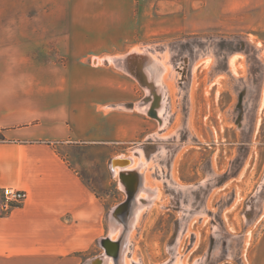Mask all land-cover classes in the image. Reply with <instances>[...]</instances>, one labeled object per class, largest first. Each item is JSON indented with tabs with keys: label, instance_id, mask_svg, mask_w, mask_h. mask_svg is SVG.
I'll use <instances>...</instances> for the list:
<instances>
[{
	"label": "rangeland",
	"instance_id": "rangeland-1",
	"mask_svg": "<svg viewBox=\"0 0 264 264\" xmlns=\"http://www.w3.org/2000/svg\"><path fill=\"white\" fill-rule=\"evenodd\" d=\"M155 29L150 42L94 56L70 76L123 83L92 89L109 121L102 147H86L106 233L82 264L104 256L110 238L126 247L122 264H264V0H162ZM136 54L162 91L110 61ZM147 99L165 104L166 119L139 108ZM122 156L141 164L130 180L112 166ZM137 181L147 190L138 198ZM119 223L125 242L111 232Z\"/></svg>",
	"mask_w": 264,
	"mask_h": 264
},
{
	"label": "crops",
	"instance_id": "crops-1",
	"mask_svg": "<svg viewBox=\"0 0 264 264\" xmlns=\"http://www.w3.org/2000/svg\"><path fill=\"white\" fill-rule=\"evenodd\" d=\"M161 5L0 0V199L7 187L30 194L9 214L0 207V264H82L103 238L106 207L93 189L86 147H102L109 121L95 112L103 101L94 100L92 89L123 83L76 85L70 76L94 56L150 42ZM77 88L86 89L84 95L78 97Z\"/></svg>",
	"mask_w": 264,
	"mask_h": 264
},
{
	"label": "bare ground",
	"instance_id": "bare-ground-1",
	"mask_svg": "<svg viewBox=\"0 0 264 264\" xmlns=\"http://www.w3.org/2000/svg\"><path fill=\"white\" fill-rule=\"evenodd\" d=\"M144 55V54H143ZM143 55H138V54H136L134 57H125V58H123V61L126 63V65L125 64H122V62L120 63V60L119 61H117L118 63H119V65H120V67H122L123 69H125V70H127V71H132V72H134L136 75H137V77L139 78V79H141V81H142V83H143V85L145 86V87H148L149 88V90H151L150 89V87H151V85H150V87L148 86L149 85V83H152L153 84V86H155L157 89H160V88H162V87H160L161 86V82H160V80H158V77H156L155 75H151V72H149V71H145V67H143V65H142V61H143V59H144V56ZM147 55V54H146ZM145 55V56H146ZM146 58V57H145ZM132 59V60H131ZM134 59H136L137 61H140V65L139 66H141V67H139L137 64H136V62L135 63H133V60ZM153 60V59H152ZM128 61L130 62L131 61V65L130 64H128ZM145 63V62H144ZM163 69V68H162ZM136 70V71H135ZM144 70V71H143ZM131 73V72H130ZM133 73V74H134ZM146 80V84L144 83V81L143 80ZM152 90H153V88H152ZM161 90V89H160ZM163 90V89H162ZM161 90V91H162ZM149 93V92H148ZM152 94V93H151ZM163 95H165V94H163ZM155 96V95H154ZM150 98V97H149ZM155 98V97H154ZM148 100V99H147ZM154 100L153 99H151V100H148V101H146V104L143 102L142 104H140L139 105V108L143 111V112H145V113H150L151 111H154V113L157 115V116H159V118H165L166 119V110H167V108L165 109V104H163V102H161L160 100H159V105H157L156 107H154L153 108V102ZM163 101V100H162ZM165 103V102H164ZM150 115V114H149ZM156 119V118H155ZM158 120V119H157ZM162 120V119H161ZM123 157V156H122ZM130 159V160H129ZM129 159H124V157L122 158V159H117V161H115L114 162V165H116L117 167L115 168V174L117 175V176H120V177H124L126 180L128 179V180H130L131 178L129 177V176H131V173H130V171H134L135 170V168L136 169H139V167L141 166V164H138V162L136 161V158H132V157H130ZM140 160V159H139ZM138 160V161H139ZM142 160V159H141ZM142 165H143V163H142ZM114 168V167H113ZM128 176V177H127ZM134 177V176H133ZM136 179V178H135ZM138 182V181H137ZM126 183V182H125ZM139 183V186H137L138 184L136 183V186H135V188L137 189V190H139V192H138V194L136 195V198H138L139 197V193H141V192H146L147 190H146V188H144L143 187V185H141L142 183L139 181L138 182ZM128 185V184H127ZM133 188V187H132ZM135 190V189H134ZM133 191V190H132ZM150 198H151V196L149 195V196H147L146 197V199H149L150 200ZM140 201V199H138V202ZM133 205H134V203H133ZM138 206H137V210H135L134 211V218L131 220V224L134 222V220H135V218H136V215L138 214V211L142 208V204H137ZM134 208V207H133ZM135 209V208H134ZM136 214V215H135ZM128 223V222H127ZM127 226V225H126ZM128 228V227H127ZM126 229V227H125V224H123V223H119V224H113V226H112V229H111V232L112 233H116V234H118V235H120V236H122V241L123 242H125V241H127V234L125 233V230ZM128 231V230H127ZM219 237V236H218ZM109 240H111V242L109 241L107 244H106V254L104 255V256H102V259H101V262H100V264H122V262H121V260L119 261L118 260V257H114L113 255H115V254H118V256H122V258H123V256H124V254H125V251H126V247L125 246H123L122 248H121V250L119 249L120 247H118V245H117V241H114L112 238H110ZM113 244L114 245H116L117 247V249L115 250V251H113L112 250V247H114L113 246ZM220 244H221V242H217V244H216V247H215V251H213L214 252V254L216 255V254H218L219 253V246H220ZM231 250V249H230ZM122 254V255H121ZM112 255V256H111ZM201 264H206L205 262H202Z\"/></svg>",
	"mask_w": 264,
	"mask_h": 264
},
{
	"label": "built area",
	"instance_id": "built-area-1",
	"mask_svg": "<svg viewBox=\"0 0 264 264\" xmlns=\"http://www.w3.org/2000/svg\"><path fill=\"white\" fill-rule=\"evenodd\" d=\"M0 207L4 214H9L13 209L21 207L30 198L28 191L7 187L1 191Z\"/></svg>",
	"mask_w": 264,
	"mask_h": 264
},
{
	"label": "water",
	"instance_id": "water-1",
	"mask_svg": "<svg viewBox=\"0 0 264 264\" xmlns=\"http://www.w3.org/2000/svg\"><path fill=\"white\" fill-rule=\"evenodd\" d=\"M114 162H115V160H113V161H112V166H114ZM134 189H135V187H134ZM134 189H133V191H132L131 193H134V192H135V191H134ZM126 204H127V206H128V204H129V201H128ZM122 212H123V211H122ZM106 241H108V240H106ZM105 243H107V242H105ZM103 247H104V249H105V250H107V249H106V244H104V246H103ZM113 256L115 257V256H116V254H115V255H113Z\"/></svg>",
	"mask_w": 264,
	"mask_h": 264
},
{
	"label": "trees",
	"instance_id": "trees-1",
	"mask_svg": "<svg viewBox=\"0 0 264 264\" xmlns=\"http://www.w3.org/2000/svg\"><path fill=\"white\" fill-rule=\"evenodd\" d=\"M0 140H2V137H1V135H0Z\"/></svg>",
	"mask_w": 264,
	"mask_h": 264
}]
</instances>
